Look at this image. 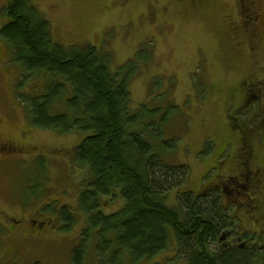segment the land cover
<instances>
[{
    "label": "rangeland",
    "instance_id": "rangeland-1",
    "mask_svg": "<svg viewBox=\"0 0 264 264\" xmlns=\"http://www.w3.org/2000/svg\"><path fill=\"white\" fill-rule=\"evenodd\" d=\"M4 1L0 30L8 22ZM29 2L49 21L54 44L98 48L112 72L128 80L132 107L157 108L151 118H163L162 157L187 169L168 194L171 204L179 191L213 184L216 172L238 174L245 163L235 149L246 139L257 155L246 165L264 175V0ZM12 62L0 39V264H74L80 244L82 264H99L95 234H81L87 216L78 199L87 171L71 160L84 135L33 127L16 99L22 71ZM217 158L222 170L212 169ZM111 198H101L105 214L124 204ZM237 209L230 213L238 229L264 237V211L259 217L258 208ZM65 211L75 218L70 228ZM172 247L139 264H186Z\"/></svg>",
    "mask_w": 264,
    "mask_h": 264
},
{
    "label": "trees",
    "instance_id": "trees-1",
    "mask_svg": "<svg viewBox=\"0 0 264 264\" xmlns=\"http://www.w3.org/2000/svg\"><path fill=\"white\" fill-rule=\"evenodd\" d=\"M3 15L9 21L0 39L22 71L16 99L33 127L84 135L71 160L87 171L78 199L87 216L81 234H95L99 264H139L172 243L186 264H264V237L238 229L230 213L237 202L260 209L259 217L264 211L259 203L264 175L246 165L249 157H257L245 143L248 139L235 149L245 163L238 174L216 172L213 184L179 191L171 204L168 194L186 178L187 169L162 157L163 118H151L157 108L132 107L128 80L112 72L109 58L98 48L54 44L50 23L29 0H9ZM26 85L28 93L22 92ZM58 106L61 112L55 110ZM218 161L212 169H223ZM107 196L122 198L123 206L103 213L99 206ZM65 213L64 228H70L75 218ZM84 252L83 244L78 245L72 263L82 264Z\"/></svg>",
    "mask_w": 264,
    "mask_h": 264
},
{
    "label": "flooded vegetation",
    "instance_id": "flooded-vegetation-1",
    "mask_svg": "<svg viewBox=\"0 0 264 264\" xmlns=\"http://www.w3.org/2000/svg\"><path fill=\"white\" fill-rule=\"evenodd\" d=\"M255 17L257 18V17H258V15H257V16H255ZM237 204L239 205V207H240V206H243V203H241V202H237ZM246 206H248V205H245V207H246ZM227 237H229V238H230V237H231V235L229 234ZM232 240H234V239H232Z\"/></svg>",
    "mask_w": 264,
    "mask_h": 264
}]
</instances>
